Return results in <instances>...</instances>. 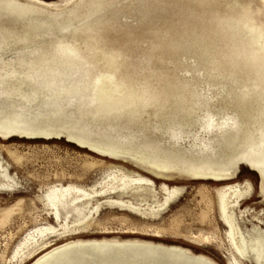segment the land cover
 <instances>
[{"label": "rangeland", "instance_id": "rangeland-1", "mask_svg": "<svg viewBox=\"0 0 264 264\" xmlns=\"http://www.w3.org/2000/svg\"><path fill=\"white\" fill-rule=\"evenodd\" d=\"M258 163L259 0H0V264H256L219 203L234 241L264 235Z\"/></svg>", "mask_w": 264, "mask_h": 264}, {"label": "bare ground", "instance_id": "bare-ground-1", "mask_svg": "<svg viewBox=\"0 0 264 264\" xmlns=\"http://www.w3.org/2000/svg\"><path fill=\"white\" fill-rule=\"evenodd\" d=\"M259 1L261 2V5L264 6V0H259ZM232 27L238 29V28H240V23L236 24L235 22H233ZM232 39H234V41L237 40L236 36H233ZM246 55H247V53L246 54L244 53V60H243L244 62H243V64L250 63ZM239 56H243V55L240 54V55H238V57ZM240 60H242V59H240ZM107 151L110 152L108 149H107ZM111 152H113V151H111ZM117 154H118V152H117ZM109 156L111 158L112 155L109 154ZM114 157H116V156H114ZM117 157H119V156H117ZM138 160L139 159H137V161ZM146 160H148V159H146ZM139 164H141V163H139ZM149 164H151V163H149ZM153 165H154L155 168H157V169H154L155 171L152 170L156 174L155 176L159 177V178L161 177L163 179H169V180L170 179H174V175L175 174L178 175V176H181L183 174V175H186V176L191 177V178H205V176H206L204 174H201V173H198V172H194V171H191V170H188V169H184V170L181 169L175 174H172L169 171H168V173L163 174L162 170L165 169L166 170L165 172H167V170H169L170 167H168L167 165L166 166L164 165V166H161V167H159L156 164H153ZM259 165H261V164H259ZM150 167H151V165H150ZM261 167H264V164H262ZM173 168H175V167H173ZM173 168L171 167V169H173ZM149 169H153V168H149ZM159 169H162L161 170L162 172H160ZM211 178L215 179L214 181H223V179H222V177L220 175H215V176H212ZM145 182H147V180H145L143 178H135V179H131V178L130 179L129 178L126 179V178H124V180H123L124 184L133 186L134 188H142V186H144ZM263 184H264V181H263ZM263 184H261V185H263ZM164 191H166V190H164ZM228 191H230L231 198H235L234 201H233L234 205H236L240 201L239 199H241V198L243 199V197H244V193L240 192L239 190H236L235 188L233 189L231 187V188L228 189ZM172 194L173 193L168 192L167 196L165 195L166 196V199H164L165 204L169 201V199L171 198ZM70 195H72L71 189H66L60 195L50 198V204L53 207H55V208H57V207L66 208V206L72 205L71 202L70 203L66 202L67 201L66 200L67 196L69 197ZM229 203H230V201L228 202L226 200V196L224 195L221 198L220 203H219V211H220V215H221L220 217L222 219V223H224V225L228 228V230H229V234L228 235H230L232 237V239H233L232 244L234 245L237 253H240V255L241 254L244 255L247 251H250L253 254V257H254V260H255L256 264H264V235L262 233L256 232L255 235L251 234V236H249V238H246V239L244 237L240 236V234H239V236H240L239 240L238 241L237 240L234 241V236L236 234V225H235L236 221L234 220L233 215L228 211ZM35 232H36V230H35ZM44 232H45V230L38 231L37 234L39 233V235H41ZM78 244H79V242H78ZM69 248H71V246H65V247L60 248V249L58 248L56 250V252H53V253L49 252V254H45L43 257L39 258L38 260H36L32 264H72L73 262L70 260L69 256H70V253L72 252V250H74V249H69ZM75 249L79 250V249H81V246H78Z\"/></svg>", "mask_w": 264, "mask_h": 264}]
</instances>
